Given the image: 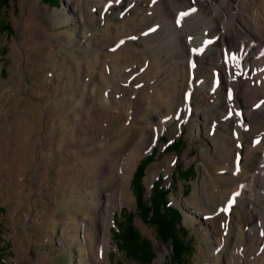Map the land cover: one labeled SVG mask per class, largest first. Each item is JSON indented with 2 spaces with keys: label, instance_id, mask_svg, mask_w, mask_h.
I'll return each mask as SVG.
<instances>
[{
  "label": "rangeland",
  "instance_id": "1",
  "mask_svg": "<svg viewBox=\"0 0 264 264\" xmlns=\"http://www.w3.org/2000/svg\"><path fill=\"white\" fill-rule=\"evenodd\" d=\"M235 3L241 7L239 21L245 11L261 16L259 9H264V0L220 1L229 7ZM189 6L187 0H10L0 8V134L7 127L10 140L9 153L0 156V264H143L126 256L113 238L116 224L128 214L153 251L149 264L159 259V264H174L171 243L141 218L132 188L138 164L153 151L143 170V195L148 200L157 180L169 188L167 202L180 212L178 234L188 248L180 264H264V251L255 254L264 244L259 220L253 250L235 237L241 225L249 240L246 233L255 223L247 201L235 199L231 231L226 239L218 238L206 215L217 202L213 199L212 205L200 190L203 172L207 184L214 181L215 194L248 183L253 171L264 182V168L255 170L261 150L247 159L248 148L264 147V82L252 85L257 88L254 105L263 104L262 115L254 120L239 97L242 122L254 138L242 141L239 156L235 152L231 159L238 160V169H231L213 133L223 134L225 123L232 135L241 137L243 125L224 106L226 90L213 94L200 88L215 79L209 59L219 48L210 46L185 59L169 41L181 33L191 40ZM108 94L113 95V109L133 120L121 121L105 139L107 145L88 154L81 140L87 109L93 98ZM27 107L31 111L24 113ZM147 130L161 131L158 142L139 149L141 140L135 138ZM100 137L102 145L105 136ZM178 140L185 144L181 152L166 149ZM117 151L120 158L109 182L97 183L101 167ZM126 161L129 184L113 209L109 237L99 238L94 228L86 244L82 225L92 222L95 227L93 211L102 202V188L117 182V168ZM254 195L256 209L263 213L264 187L257 184Z\"/></svg>",
  "mask_w": 264,
  "mask_h": 264
},
{
  "label": "bare ground",
  "instance_id": "2",
  "mask_svg": "<svg viewBox=\"0 0 264 264\" xmlns=\"http://www.w3.org/2000/svg\"><path fill=\"white\" fill-rule=\"evenodd\" d=\"M220 1L221 0H187L192 8V13L189 18L192 28L191 40L187 41L181 33L178 36H170L169 41L171 44H176L179 55L185 59L193 57L195 52L209 48L210 46H217L219 48L217 55L215 57L212 56L209 59L210 65L213 66V70L216 71L215 79L211 80V83L203 82L200 88L201 90L206 89L213 94H218L224 90L228 93V98L224 102V106L231 109L232 115L235 116L237 122L243 125L244 134H242L241 137L238 135H232L230 130L231 127L224 123L223 134L214 131L213 137L218 138L219 140V154L224 157L225 164L231 169H233V167L238 169V160L235 162L231 160L234 153L236 152V156H239V148L242 146V141L244 139L250 141L254 138V134L248 132V124L242 122L239 97H242L245 100L248 105L246 114L253 120L255 117L262 115V109L260 108L263 104L257 106L254 105L256 104V101L253 95L254 91H257V88H252V85L258 80L264 82V9H259L262 12L261 16L257 14L254 15L250 10L245 11L244 15H242L243 20L239 21L238 12L241 9L240 5L235 3L234 6L229 7L226 4H220ZM132 6H134V3ZM250 27H252V29ZM239 84H242L243 88H240ZM260 89L262 92L261 95L264 97V86H261ZM113 103V95L108 94L106 97L104 95L98 99L93 98L87 109L88 112L86 113L84 122V136L81 140L82 145L88 154L95 153L98 148H104L107 145V138H109L115 130L120 128L121 121L126 122L127 117H129L128 121L133 120V117L131 116L127 115L125 117L116 112L113 109ZM29 111H31L30 107H27L24 110V113ZM223 116L224 113L221 117ZM4 128L3 133L0 134V156L9 153L10 140L7 134L8 129L7 127ZM164 129L165 126H161L160 130L163 131ZM175 130H178V128L175 127ZM161 131H155L154 134L153 130H147L145 134L142 132L140 136L135 138V140H141V143H137L136 147L140 149L142 145L151 140L153 147L157 144ZM101 135L105 136L102 145L99 140ZM257 135L259 136L260 132H258ZM32 137H35V132L32 134ZM261 137H264V135H261L260 138ZM236 138L238 139L237 142H235ZM255 150H261L255 168V170H260L259 166L264 168L263 146L259 145L254 149L248 148L247 159ZM118 158H120L118 151L111 154L110 159L106 160L105 164L101 167L99 174L95 177L97 183L104 185V182H109L108 176L110 170L112 169V165L117 162ZM129 163L130 161H126L119 166L120 169L117 168V182L114 185L109 186V188H102V202L99 203L93 211V215L97 219L95 227L92 222L90 224L83 223V238L86 244H90L88 234L94 228L99 229V238L104 239L109 237L108 223L110 224L112 220L113 209L119 204V200L121 201L124 184H129V175L124 170V167L127 168L130 166ZM153 171L154 168H151L148 173L152 174ZM254 175L253 171L252 178L248 183L237 184L235 188L229 191L218 190L216 191L217 194L214 192V181H211V185L206 183V180L209 179L206 172H203L200 183V190L207 197V201L212 205H214L213 199L217 202L214 205V210L206 213L209 223L213 226L215 237L226 239L230 233L229 213L235 199L239 198L241 202L245 200L247 201L248 213H250V216L253 215L256 220L255 223L251 225V229H247L248 231L246 234L249 235V240L246 241L244 239L245 233L242 232L244 226L241 225L238 226L239 230L235 232V237L237 236V239L244 244H242V246H247L249 250L255 248L253 239L258 237L256 225L257 220L260 221L259 230L264 234V212L261 213L256 209L258 197H255L254 195L256 185L259 184L264 187V182L262 183L260 181L261 179ZM210 199L212 201H210ZM201 208L203 212L205 208ZM106 218L107 221L105 220ZM262 242H258V247L259 243L261 244ZM262 251H264V244L262 245L260 252L256 251L255 254L259 255ZM93 253L96 257L97 250L95 249ZM259 259L262 260L261 257ZM106 261L107 258L104 255L103 263ZM160 261L161 259H159L157 264H159ZM95 264L99 263L95 262Z\"/></svg>",
  "mask_w": 264,
  "mask_h": 264
},
{
  "label": "trees",
  "instance_id": "3",
  "mask_svg": "<svg viewBox=\"0 0 264 264\" xmlns=\"http://www.w3.org/2000/svg\"><path fill=\"white\" fill-rule=\"evenodd\" d=\"M9 1L0 0V8L6 6ZM184 145V142L178 140L167 146L166 149L179 153ZM154 152L143 158L138 164L132 177V188L136 194L137 208L141 218L157 228L163 241L171 243V260L174 264H180L188 248L186 242L182 240V235L178 234V229L180 231L182 229L179 227L180 212L171 208L167 202L169 188L162 187L161 182L157 180L152 184L148 200L144 199L143 195L144 188L141 184L143 170L153 160ZM132 220L133 216L128 214L122 223L118 222L116 224L117 230L113 234L116 246L123 250L129 258L143 264H149L154 257L153 251L148 242L140 238L132 225Z\"/></svg>",
  "mask_w": 264,
  "mask_h": 264
},
{
  "label": "snow or ice",
  "instance_id": "4",
  "mask_svg": "<svg viewBox=\"0 0 264 264\" xmlns=\"http://www.w3.org/2000/svg\"><path fill=\"white\" fill-rule=\"evenodd\" d=\"M183 15V14H182Z\"/></svg>",
  "mask_w": 264,
  "mask_h": 264
}]
</instances>
